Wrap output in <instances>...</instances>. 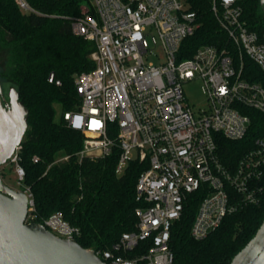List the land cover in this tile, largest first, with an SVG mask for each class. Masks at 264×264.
Wrapping results in <instances>:
<instances>
[{
    "label": "built area",
    "instance_id": "1",
    "mask_svg": "<svg viewBox=\"0 0 264 264\" xmlns=\"http://www.w3.org/2000/svg\"><path fill=\"white\" fill-rule=\"evenodd\" d=\"M15 1L31 10L25 0ZM91 6L94 13L85 9L71 20V28L73 35L95 43L94 68L75 78L81 104L63 119L84 135L80 161L105 158L118 149L117 173L131 161L144 166L136 185V229L123 233L111 248L93 251L106 264H174L171 229L191 194L203 189L191 228L197 241L219 229L228 215L261 200L264 138L231 169L217 154L216 136L241 140L251 122L247 110L264 113V85L246 77L245 65L249 58L264 78V33L248 29L240 0H213L228 46H201L183 57L184 42L199 27L185 0H91ZM194 81L202 83L208 100L199 115L184 92V85ZM48 82L62 85L54 73ZM21 150L22 144L9 163L28 198L26 223H35ZM43 226L66 239L80 234L60 212Z\"/></svg>",
    "mask_w": 264,
    "mask_h": 264
},
{
    "label": "trees",
    "instance_id": "2",
    "mask_svg": "<svg viewBox=\"0 0 264 264\" xmlns=\"http://www.w3.org/2000/svg\"><path fill=\"white\" fill-rule=\"evenodd\" d=\"M25 1L31 10L21 9L15 0H0V46L7 53L0 76L16 87L29 113L20 157L25 171L23 185L34 196V222L43 225L60 212L80 230L76 241L83 248L106 250L123 233L136 229V185L144 166L131 161L124 173H117L118 149L105 158L80 161L84 135L69 128L63 119L65 112L77 111L81 104L75 78L94 68L90 56L95 43L73 35L71 28V20L80 17L83 8L94 13L91 0ZM185 2L196 14L199 27L184 42L187 50L182 56L189 57L201 46L227 47L228 37L212 11L213 0ZM240 4L248 29L263 34L261 0H240ZM245 65L246 77L264 85L262 74L249 58H245ZM50 73L61 80L60 87L48 82ZM247 113L251 122L243 139L216 136L217 154L231 169L258 138H264V113L252 109ZM65 156L69 159L58 162ZM202 190L188 197L181 218L172 226L169 248L174 264H230L264 221L263 191L258 204L228 215L219 229L197 241L191 236V228Z\"/></svg>",
    "mask_w": 264,
    "mask_h": 264
},
{
    "label": "water",
    "instance_id": "3",
    "mask_svg": "<svg viewBox=\"0 0 264 264\" xmlns=\"http://www.w3.org/2000/svg\"><path fill=\"white\" fill-rule=\"evenodd\" d=\"M264 8V0H261ZM12 109L0 104V167L22 144L28 110L14 88ZM1 92V79H0ZM27 195L5 184L0 175V264H106L76 240L59 237L39 223H26ZM230 264H264V221Z\"/></svg>",
    "mask_w": 264,
    "mask_h": 264
},
{
    "label": "rangeland",
    "instance_id": "4",
    "mask_svg": "<svg viewBox=\"0 0 264 264\" xmlns=\"http://www.w3.org/2000/svg\"><path fill=\"white\" fill-rule=\"evenodd\" d=\"M86 8H83L84 11ZM7 58V53L0 46V69L2 70L4 63ZM184 92L186 100L196 115H199L201 110L208 108V100L202 91V83L200 81L190 82L184 85ZM60 111L59 115L60 116ZM0 172L3 176V179L7 185L12 187L15 190H22L18 177L16 175L14 167L8 163L0 168Z\"/></svg>",
    "mask_w": 264,
    "mask_h": 264
},
{
    "label": "flooded vegetation",
    "instance_id": "5",
    "mask_svg": "<svg viewBox=\"0 0 264 264\" xmlns=\"http://www.w3.org/2000/svg\"><path fill=\"white\" fill-rule=\"evenodd\" d=\"M0 79H1V76H0ZM14 88L15 87L12 84H10L9 82L2 81V79H1L0 104L3 107H5L7 110L12 109V107H11L12 106V97H13L14 92H15ZM0 116H1V113H0ZM24 137H25V135H24ZM8 163H9V161H8ZM0 175L2 177L3 182L5 183L1 172H0Z\"/></svg>",
    "mask_w": 264,
    "mask_h": 264
}]
</instances>
